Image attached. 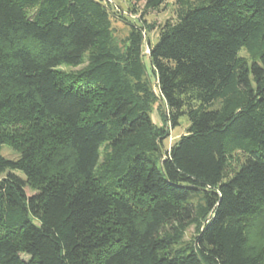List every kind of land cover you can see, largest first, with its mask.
I'll return each mask as SVG.
<instances>
[{
  "label": "trees",
  "instance_id": "trees-1",
  "mask_svg": "<svg viewBox=\"0 0 264 264\" xmlns=\"http://www.w3.org/2000/svg\"><path fill=\"white\" fill-rule=\"evenodd\" d=\"M173 3L0 0V264H264V0Z\"/></svg>",
  "mask_w": 264,
  "mask_h": 264
},
{
  "label": "rangeland",
  "instance_id": "rangeland-1",
  "mask_svg": "<svg viewBox=\"0 0 264 264\" xmlns=\"http://www.w3.org/2000/svg\"><path fill=\"white\" fill-rule=\"evenodd\" d=\"M102 2L110 13L111 17V27L113 40L118 47H123V41L126 39L129 29L132 26H152L153 29L143 34V55L144 62L148 65L146 54L148 52V44H152L156 41L158 36L159 27L164 24L165 21H173L175 19V6L173 0H167L157 11L149 12L145 16H141L143 11L144 1L142 0H99ZM241 57L247 58V54L243 51L241 52ZM147 67V66H146ZM148 69V67H147ZM62 70L69 71L70 68L63 67ZM150 85L155 93L156 101L152 103L151 119L156 127H164L168 131V137L164 140L162 144L163 151L168 150L181 135L185 134L186 128L188 127V122L186 118L180 119V126L171 129L168 126H164L162 121L163 113L165 108L161 100L158 98V93L156 91L155 80L149 78ZM1 155L7 159L15 160L18 158L16 152L10 149L8 146L4 145L1 148ZM240 163V159L232 157L228 159L226 172L230 174L233 170L237 168ZM27 193L30 194L31 191L27 189ZM194 236V229L189 228L183 238V242H189Z\"/></svg>",
  "mask_w": 264,
  "mask_h": 264
}]
</instances>
